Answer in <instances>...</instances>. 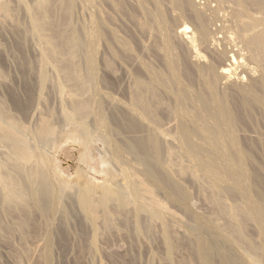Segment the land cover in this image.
Here are the masks:
<instances>
[{
	"label": "bare ground",
	"instance_id": "obj_1",
	"mask_svg": "<svg viewBox=\"0 0 264 264\" xmlns=\"http://www.w3.org/2000/svg\"><path fill=\"white\" fill-rule=\"evenodd\" d=\"M86 1L91 3L94 0ZM155 1V4H159V0ZM223 1L225 2V0H219L216 6L211 7L207 3H199L194 0H170V5L173 3L181 11L188 10L194 22L193 30H191L180 20L181 11L174 16L176 22L180 21L174 36L176 40L180 41L177 40V42L183 44L187 51L185 55L188 56L185 65L183 64V72L180 71L182 67L178 65L180 62L178 63V60L173 56L174 53H171L172 36L159 31L162 32L161 39L165 48L162 59H164L167 74L151 71L140 63L139 65L144 71L149 73V80L144 82L141 78H137L135 84L138 91L133 95L130 93L132 96L131 105L120 112L114 110L115 112L107 117L106 111L104 112V100H101L100 97V100L91 102L88 96L91 88L95 85L97 70L95 71L94 53L97 43L101 40V28L104 25L99 20L90 17L87 27L74 26L76 25L72 23L74 0H34L31 6L29 3L27 6L22 0H16V8H12L7 1L0 0V21L11 18L14 13L12 11H16L20 7L23 8L28 17L29 30L23 31L22 35L23 37L31 35L36 38L38 43L39 47L37 48H39L40 56L36 73L38 86L36 98H40V92L45 89L50 78L48 68L52 69V72L54 71L58 77L55 82L57 92L63 95H59L60 99L65 96L64 98L68 101V107H63L60 115L63 116L64 121L71 124L73 132H76V134L66 136L65 142L70 138L69 140L72 139L77 143L87 145V142L91 141L94 136L92 128L95 126L99 133L98 136L102 137L105 144L103 146L106 148L96 156L102 163L116 166L123 178L122 182L119 180L120 183L114 182L115 179L112 180V176L115 172L107 169L108 180L97 187L86 182L84 186L76 188L64 181L62 177H59L58 164L55 162L57 153L64 143L61 142L62 144L58 143L57 145L55 143L58 133L65 131L61 130V127H59L60 130L58 129V126L51 120V116L42 117L39 114L41 117L38 121L32 127H27L6 110L5 103L0 99V206L5 207L10 214L18 213L20 215L21 218L17 223L19 229H27L31 225L33 212H38L44 218L45 216L49 218L52 214L59 212L65 218L68 209L64 203V197H68L74 192L71 195H73L76 205L94 227L100 216L105 221H109L111 216L125 211H131L136 220L145 215L151 222H158L161 226L162 242L169 259L175 251V241L172 237L169 219L171 222V219L176 218L156 198L155 193L158 190H164L171 197L183 202L189 197L180 180H177L172 172L174 164L179 161V158L178 161L174 159L176 161L174 163L170 158L175 140L181 149H179L180 152L185 155L182 157L184 156L182 154L181 158L186 159L187 157L193 165L195 164L200 169L207 184L210 185V190L214 189L216 194L224 195L226 193V195L241 201L232 203V200V204L227 203L229 204L227 205L224 203L225 200L223 202L217 198L220 194L215 195L217 201L216 198H213L216 203V213L225 215L227 212L229 215L231 222L228 224L235 226V234L242 241L241 246L229 233L219 227L221 226L219 222L217 224V221L213 220V212L212 215L210 214L213 219L210 215L208 216L210 219L201 218V215L200 217L196 216L193 223L185 224L183 222L181 224L183 226L181 228H185L187 234L195 237V250L200 264H264V203L257 197H251L254 196L251 194L252 189L249 193L251 196L248 195L251 186L248 185L249 174L245 165L247 149L239 145L240 137L238 138L237 134L240 132L238 133V129L236 130L238 119L242 118L241 116L246 113L248 107L255 106L254 109L258 107L264 110V74L261 72L262 74L255 75L258 70L257 68H255L256 71L253 69L255 63L253 68L248 66L251 60L264 66V0H231L230 10L227 13L222 9ZM93 3L90 5L94 6ZM141 3H137L138 7ZM86 6L88 5L86 4ZM215 19L221 20L222 25L211 27L214 26L212 22ZM64 24L65 28L63 26L62 30L61 26ZM232 26L235 28L234 31L231 30L233 32L229 31ZM17 27L21 26L17 25ZM160 30L163 29L160 28ZM219 32H222V35H218ZM199 48L209 52L210 57L206 58L205 54L203 56ZM121 49L123 53H131L127 47L122 46ZM245 49L249 52V55L245 54L248 61L250 59L249 62L246 61L248 64L241 60L242 57L245 58L244 61L247 60L242 53ZM79 57L82 58L83 63L79 62L77 59ZM238 66L243 69L244 74L245 72L248 74V80L244 78L246 74L245 76L242 74V76L235 71L239 69ZM239 70L241 71V69ZM181 73L188 79L195 75L197 77L195 79L201 83L199 84L201 89L198 88L197 92L196 88L191 89L196 92L193 93V96L189 94L192 92L191 90L183 87L182 81L186 82V80L181 79L184 77H181ZM186 84L188 83L186 82ZM218 86L222 88V91L218 92ZM157 89L163 90L169 95L171 93L174 97L173 109L171 108L177 120L174 139L173 136H167L171 135V133H167L168 130L165 132L161 126L159 128L156 124L155 112L157 111L154 106L161 104V97L157 95L160 90L157 91ZM229 89L239 94L240 105L239 103L238 106L234 105L235 100L231 99L234 92L230 95ZM67 90H70V93ZM141 90L146 94L140 92ZM94 96L92 95V97ZM172 96L171 98H173ZM106 97L105 100H110ZM40 99L42 100V98ZM64 102L66 101L64 100ZM62 103L63 101L60 105ZM187 103L191 104L189 106V108L192 106L191 109L186 108ZM30 109V111H26L27 114L25 113L26 119L33 122L31 118H35L36 108L30 107ZM89 117L93 119L90 121L94 123L92 128L87 121ZM248 119L247 117V121ZM66 126L68 125L66 124ZM168 126L166 127L168 128ZM170 127L172 128V126ZM120 131L132 135H125L126 137L123 135L124 138H121L123 141L118 142L117 138L113 137L114 133L117 134ZM65 133L63 136L67 135ZM59 136L61 135L59 134ZM93 139L96 140L95 137ZM172 143L174 144L172 145ZM124 153L131 155L135 165L138 166H131L130 163L123 160L127 159L126 156L123 158V155H126ZM133 159L128 160L133 161ZM189 163L187 165L190 166L191 163ZM186 168L177 164L175 173L185 175L183 173L186 172ZM197 174L199 173L197 172ZM202 174L197 176L198 179ZM215 192L211 191L213 197ZM246 196H249V199ZM246 215L253 216L257 222H252L258 223L263 231L260 234V236L263 235V239L259 241V245L244 235L242 219ZM258 224L256 227L259 226ZM4 229L0 223V232H3ZM45 233L47 246L44 255L47 260L49 258V232L45 231ZM207 234H214L215 237H208ZM236 245L237 248L241 247L240 250L232 252L231 247H236Z\"/></svg>",
	"mask_w": 264,
	"mask_h": 264
},
{
	"label": "rangeland",
	"instance_id": "obj_2",
	"mask_svg": "<svg viewBox=\"0 0 264 264\" xmlns=\"http://www.w3.org/2000/svg\"><path fill=\"white\" fill-rule=\"evenodd\" d=\"M3 1H7L12 8L17 7L16 0ZM22 1L27 6V3H29L30 6L34 3V0ZM194 1H199V3L202 2L205 4L207 3L211 7L216 6L219 2V0ZM230 1L231 0H225L227 3L223 1L221 3L223 7L220 4L223 11L226 13L230 10ZM85 3L89 7L86 6ZM92 3L94 6H91ZM137 3H141L142 5L139 4L138 7ZM155 3V0H94L91 3H88L86 0H74L75 7L73 8L72 14V23L73 25L76 24L74 26L78 25L80 27V25H82L87 27L91 19L90 17H93L92 19L95 18V20H99L100 23L104 25V27L101 28V40L97 43L94 53L97 81L95 79V85L90 90L91 93L88 91L90 94L94 91L92 94L93 96L94 94L95 96H98L100 93V95L103 96L99 95L98 98L97 96H94L96 98L95 101L93 100L94 97H92L89 93L88 96L91 102L100 100V97L101 100H104V112L106 111L105 114L108 115L107 117L111 116L113 112L123 111L125 107H129L131 105V94L133 95L136 91H138V88H136L137 85L135 84L137 78H141L144 82L149 80V73L144 71L141 65H139L140 63L147 66L151 71L167 74L165 62H163L164 59H162L164 58L163 50L165 49L161 39L162 32L168 33L170 37L172 36V41L170 42L171 45H173L171 46V53H174L172 54L176 60H178V63H182H179L178 65L179 67H182V70L180 71L183 72L185 61L188 60V56L185 55L187 54V51L183 44L179 43L180 41L178 39L177 40L179 42H177L176 37L174 36L180 22H176L174 20V16L178 15L181 9L173 3L170 5V0H159V4ZM140 5L143 7L141 8ZM157 5L160 6L158 7ZM20 8L16 11H12V13H14L11 15V18L2 19L0 21V99L5 103L6 110L12 113L27 127H32L41 116H51V120L56 126H58V129L60 130L59 127H61V130H64L67 133V135L63 136V133L65 132H59L55 143L56 145L61 142L64 143L55 159V162L58 164L59 177H62L64 181L69 182V184L74 185L76 188L84 186L86 182H90L92 185L97 187L102 185L103 182L106 183L108 180L107 169H111L115 172L112 176V180L115 179L114 182L116 183L122 182L123 178L120 176L117 167H114L113 164L102 163L99 157L96 156L97 154H100V152L105 151L106 148L103 146L105 144L103 143L102 137L100 135L98 136L99 133L95 129L94 123L90 122L93 121L92 117H89L87 121L90 128L94 126V128H92L94 136H92L91 141L87 142L88 144L86 143L87 145L77 143L72 139L69 140L70 138L67 139V142H65L66 136L68 137L71 134H76V132H73L71 124L64 121L63 116L60 115L62 114V108H65L66 106L68 107V101L64 98L65 96L61 98L67 103L60 99L59 95L61 94L57 92L55 84L58 77H56L54 71L52 72V69L48 68V73L50 71L48 76L50 78L45 89H42L44 91L41 90L40 92V98H42V100L39 98V101L38 97L36 98L35 95H37L38 92L36 73L40 56L39 48L37 47L39 46H37L38 43L35 37L31 35L23 37V31L29 30V22L25 11L23 8ZM184 10L180 13L182 14L180 20L193 30L194 22L191 14L188 10ZM215 20L212 22V25L214 26L211 27L214 28L215 26L219 27L222 25L221 20ZM17 25H20L21 27L18 28ZM63 26L65 28V24L62 25L61 28ZM64 28H62V30ZM160 28L163 30H160ZM232 29L234 31L235 28L232 26L229 31ZM110 32L113 33L110 34ZM220 34L222 35V32L218 33V35ZM122 46L127 47L131 53H123L121 49ZM204 50L205 49L203 48H199L200 53L203 56L205 54V57L209 58V52ZM242 53H244L247 60L244 61V57H242L241 60H243L244 63L249 62L250 59L248 61V57L246 56L249 55L247 49L243 50ZM77 59H79V62L83 63L81 57ZM250 62L249 64L247 63L248 66L253 68L255 63V67L253 69L255 71V68L258 69L257 72H255L256 76L262 73L264 74L263 65H260L255 61L253 62V60ZM238 68L243 71L241 67L238 66ZM238 70L235 71L240 73L239 75L244 74V71L241 73V71L239 70V72ZM181 74V77L184 76L181 79L186 80L188 83L186 84L185 81H182V85L185 89L187 88V90H191L192 88H196V92L198 91V88L201 89V85H199L201 83L195 79L197 78L195 75L193 78L188 79L183 73ZM245 74L244 78L245 80H248V74L246 72ZM53 83L54 85H52ZM217 89L218 92L222 91L220 86H218ZM158 90L160 89H157V91ZM67 91L70 93V90ZM231 91L232 89L228 90L230 95L234 92L231 96L232 101L235 100L234 105L238 106V103L240 105L239 101L241 97L237 92ZM140 92L146 94L143 90ZM196 92L192 91L189 94L193 96ZM157 95L161 97L159 98L161 99V104L163 105L161 106V104H158L154 106L155 108L153 107L157 111H153V113H156L157 117L156 124L158 127L161 126V129L165 132L168 130L167 133H171V135L167 136H173L174 139L176 134L175 124L177 123L172 110L174 97L171 93L169 95L163 90L158 91ZM171 96L173 98H171ZM105 97L110 100H105ZM36 99L39 102H36ZM62 101L63 103L60 105ZM162 101L164 102L162 103ZM190 105V103H187V107H185L188 109ZM30 107L36 108V110L38 107V112L35 110V118H31L33 122L26 119V114L28 113H26V111H30ZM191 107L189 109H191ZM254 107L255 106L248 107L246 113L241 116L242 118H239L240 120L238 119L236 123L238 128L236 127V130L238 129V133L240 132V135L237 134L238 138L240 137L239 145L241 147L244 146V148L247 149L245 165L249 174L248 185L250 184L249 186L252 187L249 188L248 195L252 189L251 194L254 196H251V194L249 196L253 198L257 197L264 203V112H262L264 110L258 107L254 109ZM252 115L253 117H251ZM246 116L250 120L248 119L247 121ZM159 118L160 120L158 121ZM66 124L68 126H66ZM164 126H168V128H165ZM170 126H172V128ZM59 134L61 136H59ZM130 134L128 132L126 133L120 131L117 134L114 133L113 138H117L116 140L121 142V138L130 136ZM94 137L99 141L94 140ZM100 137L101 141L99 139ZM174 142L175 144L172 143V145L174 144V147L172 146L173 152L171 153L170 158L174 163L178 160L179 161L174 164L176 168L174 167L172 172L175 174L174 177L176 176V179L180 180V183L183 185L189 197H187L185 201L187 203H185L182 200L171 197L164 190H158L155 193L156 198L164 205V207L171 212L176 219L178 217V221L176 219H171L170 222L169 219V223H171L170 227L172 228V237L175 241V251L169 259L166 255L164 243L162 242L163 238L160 230L161 226L158 222H151L145 215L140 216L136 220L131 211H125L111 216L109 221H105L103 217L100 216L94 227L91 221L85 217L78 205H76L74 197L71 195L74 192H72L70 196L64 197V203L68 209V214L65 218L62 217L59 212L52 214V217L49 216V218L48 216H45L44 218L39 215L38 212H33V220L27 229H19L17 226V223L21 218L18 213L10 214L6 211L5 207L0 206V223L5 228L3 232H0V264H200L195 250V237L187 234L185 228H181L183 227L181 224H183V222L185 224L193 223L195 219L201 215V218L210 219L208 216L212 212L214 219L211 216L212 214L210 217L214 221L216 220L217 224L219 222V225H221L219 227L229 233V235L237 241L238 245L241 246L242 241L235 234V226L228 224L231 222V219L228 217L229 215L227 212L225 215L216 213V203L214 199L216 198L215 195L218 196L220 193L216 194L212 188V190H210L209 183L207 184L206 178L204 179L203 174L195 164L194 165L196 167L194 168L193 163H191L187 157L186 159L181 158L183 152H180L181 149L178 147V143L175 140ZM124 154L126 155H123V158L126 156L127 159L124 158L123 160L130 163L131 166H134L136 163L134 162L133 157L128 155V153ZM172 156L174 157L172 158ZM182 157H185V155ZM128 159H133V161ZM174 159L176 161H174ZM181 159L183 162H180ZM189 161L191 163L190 166L187 165ZM177 164L182 165L185 168L188 166L185 170L186 172L183 173L185 175H178L175 173ZM136 166L138 165H135V167ZM196 171L199 174H202L200 175L202 178L200 177V179H198L199 177L197 176L199 174H197ZM192 174L193 176H190ZM211 191L215 192L214 197L212 195L213 193L211 194ZM249 196H246L248 197L247 199H249ZM219 197H217L219 200L223 202L225 200V204H232L236 201L241 202L238 198L236 199L228 194L226 195V193L224 195L220 194ZM217 198L215 199L216 201ZM241 200L243 201V199ZM214 213H216L217 217ZM242 220L244 222V235L251 239L256 245H259V241L263 239V235L260 236L263 232L261 231L262 229H260V225L258 223H253L256 220L251 215L243 216ZM175 221L177 222L174 223ZM178 222L180 226L177 225ZM257 224L259 226L256 227ZM45 231L49 232V258L47 260L44 255V251L47 246ZM209 236L212 237L214 234H209L208 237ZM240 246L239 248H237V245L236 247H231V251L237 252L240 250Z\"/></svg>",
	"mask_w": 264,
	"mask_h": 264
}]
</instances>
